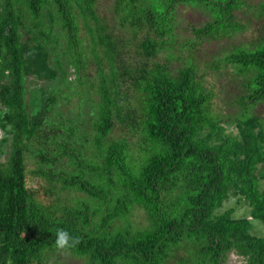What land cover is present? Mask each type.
<instances>
[{
	"label": "trees",
	"instance_id": "16d2710c",
	"mask_svg": "<svg viewBox=\"0 0 264 264\" xmlns=\"http://www.w3.org/2000/svg\"><path fill=\"white\" fill-rule=\"evenodd\" d=\"M113 2L0 0V264H264V0Z\"/></svg>",
	"mask_w": 264,
	"mask_h": 264
},
{
	"label": "rangeland",
	"instance_id": "374dc122",
	"mask_svg": "<svg viewBox=\"0 0 264 264\" xmlns=\"http://www.w3.org/2000/svg\"><path fill=\"white\" fill-rule=\"evenodd\" d=\"M102 3H103L102 8L111 7L114 4L113 0H102ZM181 8H186V7L184 6V7H181ZM183 10H185V9H183ZM185 11H187L188 13L190 12V10H188V9H186ZM180 13H182V12L180 11ZM251 17H252V13H248L245 16H243V20L245 22L248 21L250 24H252V28H253V27H256V25L259 24V22H261V21L259 20L258 23H255L254 22V19H251ZM256 33H258V32L255 29H254V31H251V32H248L247 33V35H246L245 38H248L249 41L248 40H246V41H248L249 44H250V41H253L254 40L253 39V35L256 34ZM245 38H243L242 40H244ZM224 43H226V41H224ZM34 97H35V95L33 96V99H32V102L33 103H35ZM258 111H263L264 112V107L261 106L258 109ZM228 133H230L232 135H235L236 134V131L235 130H228ZM1 137H2V134H0V138ZM0 161L2 163L3 161H5V159L2 158V159H0ZM30 184L35 185V182H32L31 181ZM39 185H40V181H37L36 182V186H39ZM232 208L235 211L234 214H233L234 217H236V218H239V217H249V209L247 207L243 206L240 203L237 204L235 199H232L230 202H226L224 204L223 208L221 209V211L229 210V209H232ZM135 219H136V221H138V215L137 214H136V218ZM253 229H254V232L256 234H258L260 236H264V226L261 225L260 222L255 221L253 223Z\"/></svg>",
	"mask_w": 264,
	"mask_h": 264
},
{
	"label": "clouds",
	"instance_id": "9594fccd",
	"mask_svg": "<svg viewBox=\"0 0 264 264\" xmlns=\"http://www.w3.org/2000/svg\"><path fill=\"white\" fill-rule=\"evenodd\" d=\"M54 243L58 249H69L78 244L79 239L77 237H74L66 229L59 228L55 233Z\"/></svg>",
	"mask_w": 264,
	"mask_h": 264
},
{
	"label": "flooded vegetation",
	"instance_id": "af4514ba",
	"mask_svg": "<svg viewBox=\"0 0 264 264\" xmlns=\"http://www.w3.org/2000/svg\"><path fill=\"white\" fill-rule=\"evenodd\" d=\"M227 264H230L229 262H227Z\"/></svg>",
	"mask_w": 264,
	"mask_h": 264
}]
</instances>
